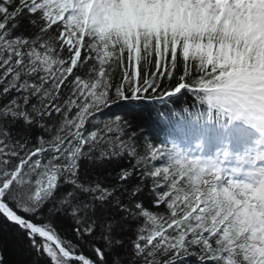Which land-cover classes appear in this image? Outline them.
Wrapping results in <instances>:
<instances>
[{
    "label": "snow or ice",
    "instance_id": "6c2138e0",
    "mask_svg": "<svg viewBox=\"0 0 264 264\" xmlns=\"http://www.w3.org/2000/svg\"><path fill=\"white\" fill-rule=\"evenodd\" d=\"M96 2L0 0V220L10 226L11 238L35 253V264L42 258L48 264H185L190 256L199 264H264V167L256 166L264 152L252 159L246 181L227 179L225 173L227 186L220 184L223 157L189 158L172 145L153 149L147 144L151 155L122 169L117 185L81 179L82 160L113 159L125 152L136 157L135 134L124 138L128 120L120 115L97 120L120 102L164 101L186 90L206 107L209 118L215 111L253 125L264 122V76L254 66L258 55L242 74L231 60L233 49L225 51L213 39L205 54L206 32L193 41L195 22L180 38L175 31L157 29L150 39L139 32L135 40L127 39V26L139 27L127 7L104 10L103 26L94 29L90 17ZM118 2L220 4L224 7L215 22L238 33L235 51L249 38L264 37V0ZM232 5L234 20L226 21ZM25 14L34 35L16 32ZM178 59L183 72L177 77ZM150 67L155 71L149 73ZM165 78L169 83L162 88ZM33 128L39 130L35 137ZM161 158L167 161L164 190L155 180L161 169H141L138 182L128 186L141 162ZM149 178L153 183L147 187ZM145 191L154 207L166 205L168 215L144 207L139 197ZM56 217L70 222L94 259L61 238L52 223Z\"/></svg>",
    "mask_w": 264,
    "mask_h": 264
},
{
    "label": "trees",
    "instance_id": "16d2710c",
    "mask_svg": "<svg viewBox=\"0 0 264 264\" xmlns=\"http://www.w3.org/2000/svg\"><path fill=\"white\" fill-rule=\"evenodd\" d=\"M18 24L19 27L16 30L17 34L23 33L25 36L35 34L36 30L29 24L27 14L20 18ZM147 71L151 73L155 71V68L150 67ZM182 72L183 61L178 59L177 68L173 70L174 76L178 77ZM115 79H120L119 69L116 71ZM168 83L169 81L167 78L163 79L161 81V87L167 86ZM182 91L184 92L183 95L178 94L176 97L168 99L161 104L149 102L151 99L125 101L98 114L97 120L101 122L108 118H114L115 115H120L130 122L131 126L126 128L124 138L126 139L130 134H135L137 155L136 157H129L127 152H125L122 156L113 159L101 160L93 158L92 160H82L80 161L81 179L86 182H99L104 186L117 185L119 183L117 174L122 169L132 168L135 161L140 157L147 158L151 155V151L146 147L147 144H151L153 149L166 146V138L169 135L175 134L180 126L190 125L192 122L196 121V115L194 114L196 111H199L200 108L194 99V94L186 90ZM53 119L57 120L59 118L54 116ZM89 127L92 126L90 125ZM38 131L39 130L36 128L31 129V135L35 137ZM97 155L98 152L93 154L94 157ZM153 166L154 162L151 160H148L147 163L141 162L137 166V173L127 182L128 186L131 187L138 182V174L141 169L151 172ZM152 183V178H149L147 180V187H150ZM160 190H162V188H160ZM139 199L143 201L146 209L154 213H161L165 216L168 215L165 204H161L160 207L153 206L151 197L148 195L147 191H145ZM52 223L62 239L66 242L71 241L73 245H79L78 251L88 257L95 258L90 247L81 244V242L77 240L76 235L71 230L68 220L63 217H56L53 219ZM11 236L10 226L4 224V222L0 220V237L4 240V243L0 244V254L4 256V264H35L37 259L35 253H29L26 248L15 243ZM41 264H48V262L46 259L42 258ZM185 264H199V262L195 256H190L185 260Z\"/></svg>",
    "mask_w": 264,
    "mask_h": 264
},
{
    "label": "clouds",
    "instance_id": "9594fccd",
    "mask_svg": "<svg viewBox=\"0 0 264 264\" xmlns=\"http://www.w3.org/2000/svg\"><path fill=\"white\" fill-rule=\"evenodd\" d=\"M127 7L136 16V23L139 27L133 29L131 25L127 26L124 36L127 39L135 40L136 33L139 32L140 38L147 40L155 34L157 29L167 30L169 35L173 31L176 32V38H180V33L185 28L190 27L193 22L196 28L192 30V39L197 41L200 35L207 33L209 37V45L204 46V53L210 51L211 40H215L219 44H223L225 51L229 48L233 49L231 60L233 65L242 70V74L248 68V61L258 55L259 60L254 65L257 68V74L264 76V37L258 39L249 38L247 42L240 44L239 51H235L240 41L238 33L229 24H222L217 27L215 17L217 13L224 7L220 4H133L130 6L121 5L118 0L116 3L99 2L92 5V13L90 17V26L99 29L103 26L104 10L114 8L121 10ZM236 6L229 7L225 14V20H234L236 14ZM183 24L185 27H180ZM99 36V33H96ZM112 37L115 38V32ZM252 49L250 52L249 49Z\"/></svg>",
    "mask_w": 264,
    "mask_h": 264
},
{
    "label": "rangeland",
    "instance_id": "374dc122",
    "mask_svg": "<svg viewBox=\"0 0 264 264\" xmlns=\"http://www.w3.org/2000/svg\"><path fill=\"white\" fill-rule=\"evenodd\" d=\"M87 39V38H86ZM213 113H216V114H218L217 112H213ZM218 118H223L224 116L223 115H221V114H218ZM208 127L206 126L205 127V130L207 129ZM200 129H201V127H200ZM192 129L190 128L189 129V131H191ZM188 131V132H189ZM184 154V153H183ZM158 155H159V153H158ZM190 158V157H189ZM167 164V161H166V159H163V158H161V159H157V160H155V163H154V166H153V168H152V170L151 171H155V170H157V169H161V175L159 176V177H157V178H155V180H156V182H157V184L159 185V186H161L160 188H162V190H164L165 189V187H166V182L164 181V179H163V172H162V168L165 166ZM181 183H183V181H181ZM220 184H221V186H224L223 184H222V181H220ZM161 190V191H162ZM167 208V207H166Z\"/></svg>",
    "mask_w": 264,
    "mask_h": 264
},
{
    "label": "bare ground",
    "instance_id": "6f19581e",
    "mask_svg": "<svg viewBox=\"0 0 264 264\" xmlns=\"http://www.w3.org/2000/svg\"><path fill=\"white\" fill-rule=\"evenodd\" d=\"M237 159H238V164H239L238 166L241 167L242 169L249 170L252 167L251 160L249 161V159L247 158V154L242 153V155H237ZM260 167H264V165L262 164L260 165ZM242 174L246 175V172H243Z\"/></svg>",
    "mask_w": 264,
    "mask_h": 264
}]
</instances>
